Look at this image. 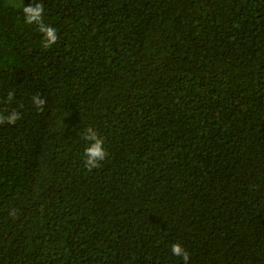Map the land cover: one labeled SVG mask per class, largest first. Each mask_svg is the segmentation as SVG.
Wrapping results in <instances>:
<instances>
[{
  "label": "trees",
  "instance_id": "trees-1",
  "mask_svg": "<svg viewBox=\"0 0 264 264\" xmlns=\"http://www.w3.org/2000/svg\"><path fill=\"white\" fill-rule=\"evenodd\" d=\"M13 109L0 264H184L177 242L188 264H264V0H0Z\"/></svg>",
  "mask_w": 264,
  "mask_h": 264
},
{
  "label": "clouds",
  "instance_id": "clouds-1",
  "mask_svg": "<svg viewBox=\"0 0 264 264\" xmlns=\"http://www.w3.org/2000/svg\"><path fill=\"white\" fill-rule=\"evenodd\" d=\"M44 7L42 3H35L34 5H24L23 12L24 22L28 25H35L40 33L43 34V40L41 41L42 47L50 48L57 40L56 30L44 21ZM14 99V93L8 92L7 101L12 102ZM33 103L37 111L43 110V106L46 103L44 99L39 96L33 97ZM21 119V113L13 109L8 115L0 113V124H15ZM84 139L88 142L84 148V165L88 171L101 167V161H104L108 156V152L104 147V139L99 133L92 127L85 129ZM171 252L182 257L184 264H188L189 253L185 247L177 242L171 245Z\"/></svg>",
  "mask_w": 264,
  "mask_h": 264
}]
</instances>
